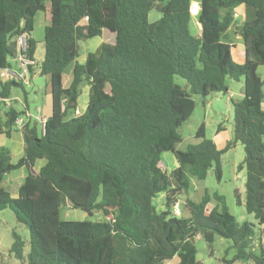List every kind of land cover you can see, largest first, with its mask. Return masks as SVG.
Wrapping results in <instances>:
<instances>
[{
    "label": "trees",
    "instance_id": "trees-1",
    "mask_svg": "<svg viewBox=\"0 0 264 264\" xmlns=\"http://www.w3.org/2000/svg\"><path fill=\"white\" fill-rule=\"evenodd\" d=\"M44 1L0 0V71L24 57L33 62L27 74L46 76L50 84L42 134L36 122L20 128L23 154L16 163L0 147V211L10 210L27 230V264H198L194 239L210 245L214 235L232 241L234 260L264 264V80L257 75L264 67V0H200L195 35L192 0H49L37 65L30 34ZM152 10L160 17L149 23ZM103 33L113 43L102 42L77 64L78 42ZM236 36L243 46L240 64L230 53ZM227 80L243 84L242 99L231 101V140L218 150L200 127L201 141L178 150L193 97L227 94ZM13 87L23 90L20 83L0 80V136L6 138L26 114L4 102ZM85 87L86 108L74 116ZM237 143L244 150L239 169H245V211L259 226L255 239L251 224L236 226L222 198L213 196L221 206L206 213L207 192L198 203L186 200L187 217L174 215L190 179L204 181L212 167L220 179L221 155ZM167 152L177 163L170 172L161 163ZM37 160L45 161L38 171ZM20 168L26 175L13 198L2 182ZM158 194L164 207L159 211L152 202ZM61 200L101 219L61 221ZM9 251L22 259L23 243L15 235Z\"/></svg>",
    "mask_w": 264,
    "mask_h": 264
},
{
    "label": "rangeland",
    "instance_id": "rangeland-1",
    "mask_svg": "<svg viewBox=\"0 0 264 264\" xmlns=\"http://www.w3.org/2000/svg\"><path fill=\"white\" fill-rule=\"evenodd\" d=\"M198 2L200 0H192ZM191 3L192 14H195V10H199V4ZM45 12H39L34 17V28L31 32V38L37 43L33 55L34 62L38 65L43 58V34L45 29L44 19L48 17L49 13V0L44 1ZM240 14L241 9H237ZM160 14L152 10L148 15V22L153 23L158 20ZM240 23V19L239 22ZM233 29V28H232ZM199 30V25L196 22L195 15H193L190 32L192 35ZM235 31V29H233ZM236 32V31H235ZM104 41L111 43L113 36L105 33ZM101 38H94L88 41L78 42L76 63L82 65L84 55L87 52L92 53L93 46L102 43ZM236 47L230 49L231 58L234 63H241V41H235ZM72 65L68 66L63 74V83H65L68 74L70 73ZM259 67L257 71L258 77L264 80L263 71ZM174 82L181 88L187 89L186 83L183 79L176 77ZM21 83L22 88L13 87L11 90L19 91L24 96L25 104L28 107L29 113L33 115L31 117L32 122H37L34 118L37 108H41L46 105L49 107V79L46 76H40L36 73L31 76L29 82ZM226 85L229 90L227 94L217 93L212 96H208L202 99L200 96H194V109L187 121L179 128L182 141L178 145L177 149L184 151L189 145H195L201 141L196 138L197 131L200 127H203L204 137L207 140H211L218 150H223L232 137V102H239L242 99L241 81L227 80ZM264 91V86H263ZM87 100L86 94L79 95L77 104L79 105V111L82 114L84 112V105ZM232 101V102H231ZM12 108L16 111H22V105L20 103H13ZM0 110V114H1ZM70 116H73L72 114ZM218 126L221 127V131H217ZM40 124L37 123L38 132L40 131ZM6 140L0 137V144ZM244 160V150L241 144L237 143L233 148L225 151L220 158V179H217L214 171V167L208 170L204 181H197L194 178L190 179V188L187 193H183L178 196V204L175 207L178 215L187 217V213L182 209V205L186 200L198 203L205 195V192L210 196V201L206 206V213H208L216 205L221 206V203L213 199V196L222 198V204L226 208L227 212L233 216L237 227L247 223L251 224L254 232L253 238L255 239L258 234L259 226L254 220L252 215H249L245 211V169H239V165ZM12 161H15L12 157ZM161 163L167 172L177 167V163L173 155L169 152L161 155ZM17 171V170H16ZM25 171V170H24ZM13 174V175H11ZM3 178L2 187L9 193L14 195L16 180L12 179L13 176H19V169L17 172H11ZM20 183V180H19ZM16 195V194H15ZM12 197V196H11ZM154 207L159 211L164 209L163 207V194H158L153 200ZM177 215V216H178ZM59 219L61 221L70 222H82L89 221L95 222L101 219L98 214L87 216L85 213L73 209L69 204L64 203L59 208ZM16 236L23 243L22 259H16L10 253V247L13 242V236ZM231 240L223 239L217 235H214L213 241L210 245H207L205 241L199 237L194 239V246L196 249V262L198 264H252L249 261L234 260L237 255V251L233 248ZM249 249V248H248ZM247 249V250H248ZM29 252V236L25 227L18 223L13 213L6 209L0 211V264H27L26 256ZM234 260V261H233Z\"/></svg>",
    "mask_w": 264,
    "mask_h": 264
},
{
    "label": "crops",
    "instance_id": "crops-1",
    "mask_svg": "<svg viewBox=\"0 0 264 264\" xmlns=\"http://www.w3.org/2000/svg\"><path fill=\"white\" fill-rule=\"evenodd\" d=\"M192 2L194 3L195 1H192ZM195 3L198 4V2H195ZM237 15H240V14L237 12ZM104 35H105V33H103L102 37H100L103 40V42H105L104 41ZM238 40H240V37L236 36L235 39H234V42H233L234 48L236 47V44H237V43H235V41H238ZM107 43H109V42H107ZM111 43H113V41ZM100 44L95 45V47L93 46V48H91V49L95 51ZM240 46H241V51L240 52H241V56H242V58H241V62H242V60H243V46H242V44ZM88 53H90V52H87L84 55L83 63H84L85 58H86ZM71 65H72L71 71L68 74L65 83H63V86H65V87L68 85V83H69V81L71 79V76H72L73 64H71ZM260 69L263 71L264 68H260ZM257 71H258V69H257ZM31 76H33V75H28L27 73L23 74L21 72V69H20V67H19L17 62L16 63H11V65L9 66V69H6L4 71H0V80L3 81V82L4 81H14V82L20 83V84L21 83L28 84L27 82L30 81ZM82 94H86V96H87V100H86L85 105H84V110H85L86 105H87V101H88V88L87 87H85L83 89ZM241 94L243 96V86H242V89H241ZM24 99L25 98H24L22 93H19V91H15V90L12 91L11 90L10 98L7 99V102H5L7 107H12V104L15 103V102L16 103H20L22 105V109L25 110L26 114H25L24 117H22V118L20 117V119L19 118L18 119L23 121V125L26 122H28V121L32 122L31 117L33 118V115H31L29 113L28 107L25 104V100ZM48 103H49V107L48 108H46V105H45V106H43L41 108L35 109L36 113L34 115V118L37 121L36 124L39 123V119L41 117H45L46 118L49 115V112H50V96H49ZM78 108H79V105L77 104V108L76 109L79 111ZM0 137H3L6 140V143L5 142L1 143L0 147L7 148L9 153H10L11 162L12 163H16L22 157V154H23V140H22V136H21V133H20V129L18 127L14 128L11 131L9 137H7V138L4 137L3 135H1ZM12 157L14 158L15 161H12ZM44 163H45L44 160H37L35 162V166H34L35 170L38 171L44 165ZM24 170H25L24 168H20L19 169V173H20L19 176H15V177L13 176V178H12V179L16 180L15 183H14L15 192H14V195H11L13 198H15L17 196L18 187L21 185V183H22V181H23V179H24V177L26 175V171H24ZM17 171H13V172H17ZM11 175H13V174H11ZM19 180H20V183H19Z\"/></svg>",
    "mask_w": 264,
    "mask_h": 264
},
{
    "label": "built area",
    "instance_id": "built-area-1",
    "mask_svg": "<svg viewBox=\"0 0 264 264\" xmlns=\"http://www.w3.org/2000/svg\"><path fill=\"white\" fill-rule=\"evenodd\" d=\"M192 11H194L193 8H191V14H192ZM197 12H198V11L195 10V14H192V15H196ZM19 48H20L21 52H24L25 47H24V41H23V39H21V40L19 41ZM17 63H18V65H19V67H20V69H21V72H22L23 74H26V73H27V72H26V67H27V66H29V65H33V62H32L31 60L26 59V58H24V57H20V58L17 60ZM4 102H7V99H5ZM80 114H81V113H80L78 110H75V111H74V116H79ZM19 119H20V118H19ZM19 119H16V120H15V127H18V128L20 129V128L23 126V121H22V120H19ZM45 120H46L45 117H41V118L39 119V124H40V126H41V128H40V132H41V134H42V132H43V128H44ZM174 215H175V216L178 215V214L176 213V209H174Z\"/></svg>",
    "mask_w": 264,
    "mask_h": 264
},
{
    "label": "water",
    "instance_id": "water-1",
    "mask_svg": "<svg viewBox=\"0 0 264 264\" xmlns=\"http://www.w3.org/2000/svg\"><path fill=\"white\" fill-rule=\"evenodd\" d=\"M64 202H65L64 200H61V204H64Z\"/></svg>",
    "mask_w": 264,
    "mask_h": 264
}]
</instances>
